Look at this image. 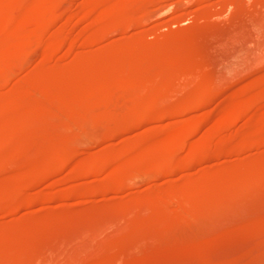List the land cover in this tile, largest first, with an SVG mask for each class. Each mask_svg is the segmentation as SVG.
I'll return each instance as SVG.
<instances>
[{"label":"rangeland","instance_id":"rangeland-1","mask_svg":"<svg viewBox=\"0 0 264 264\" xmlns=\"http://www.w3.org/2000/svg\"><path fill=\"white\" fill-rule=\"evenodd\" d=\"M36 1L0 0V264H264V0Z\"/></svg>","mask_w":264,"mask_h":264},{"label":"bare ground","instance_id":"bare-ground-1","mask_svg":"<svg viewBox=\"0 0 264 264\" xmlns=\"http://www.w3.org/2000/svg\"><path fill=\"white\" fill-rule=\"evenodd\" d=\"M6 1H7V0H6ZM38 1H39V0H38ZM38 1H36V4H38ZM41 1H43V0H40L39 2H41ZM46 1H47V0H46ZM125 1H126V0H125ZM148 1H149V0H148ZM152 1H153V0H152ZM3 2H5V1H3ZM43 2L45 3V0H44ZM6 3H7V2H6ZM41 3H42V2H41ZM131 3H132V2H131ZM34 4H35V3H34ZM125 4H126V3H125ZM127 4H128V3H127ZM30 5H31V4H30ZM32 5H33V3H32ZM123 5H124V3H123ZM4 7H5V6H4ZM34 7H35V6H34ZM38 7H39V6H38ZM124 7H125V6H124ZM124 7H123V8H124ZM29 8H30V6H29ZM35 9L37 10V7H36ZM130 9H131V8H130ZM31 10H32V9H31ZM127 10H128V9H127ZM133 10H134V9H132V11H133ZM121 11H122V8H121ZM122 12H124V9H123ZM122 12H121V13H122ZM128 12H129V11H128ZM133 12H134V11H133ZM35 13H37V12L35 11ZM129 13H130V15H131V12H129ZM32 14H34V13L32 12ZM132 14H133V13H132ZM120 15H122V14H120ZM124 15H125V13H124ZM124 15H123V16H124ZM123 16H122V17H123ZM124 18H125V16H124ZM124 18H123V19H124ZM120 19H121V18H120ZM131 19H133V18H131ZM131 19H130V21H131ZM121 20H122V19H121ZM128 20H129V19H128ZM128 20H127L126 22H129ZM118 21H119V18H118ZM119 22H122V21H119ZM130 23H131V22H130ZM130 23H128V24H130ZM124 24H125V22H124ZM119 25H120V24H119ZM16 29H17V28H16ZM20 31H22V30H19V32H20ZM6 32H8V31H6ZM22 32H23V31H22ZM20 33H21V32H20ZM12 34H13V33H12ZM14 34H16V33H14ZM26 34H27V33H26ZM28 34H29V33H28ZM30 34H31V33H30ZM21 35H22V33H21ZM31 35H32V34H31ZM35 35L37 36V34H35ZM19 36H20L19 33H17L16 35H13V36L11 35V38H10V39H14V40H13V42L10 41V42L13 43V44L11 43L10 45H12V46H13V45L18 46V45H16V41L19 39ZM27 36H28V35H27ZM32 36L34 37V35H32ZM29 37H31V36H28L27 40L25 39V41H28V39H30ZM34 38H35V37H34ZM8 39H9V38H8ZM35 39H36V38H35ZM8 41H9V40H8ZM10 42H9V43H10ZM14 42H15V43H14ZM5 43H6V41H5ZM17 43H18V41H17ZM20 43H22V42H20ZM6 44H7V43H6ZM20 46H21V45H20ZM10 47H11V46H10ZM0 51H1V50H0ZM7 53H9V52H7ZM14 53H15V52H14ZM14 53H13V54H14ZM46 53H49V54H50L49 51H47ZM1 54H2V52H1ZM13 54H12V55H13ZM16 54H17V53H16ZM16 54H15V55H16ZM49 54H48L47 56H49ZM4 55H5V54H4ZM4 55H3V57H5ZM12 55L9 56V58L15 56V55H13V56H12ZM0 56L2 57V55H0ZM45 56H46V55H45ZM6 57H8V56L6 55ZM16 57H17V55H16ZM16 57H15V58H16ZM13 58H14V57H13ZM13 58H12V59H13ZM114 58H115V57H114ZM1 59L3 60V59H5V58H0V60H1ZM10 60H11V59H10ZM10 60H8V61L11 62ZM3 61H5V63H6V60H3ZM12 61H13V60H12ZM110 61H111V60H110ZM112 61H113V60H112ZM116 62H118V61H116ZM2 63L4 64V66L6 65L5 67H7L8 64H10V63H8V62H7L6 64H5L4 62H2ZM114 63H115V61H114ZM105 64H106V63H105ZM107 64H108V62H107ZM111 64H113V63H111ZM111 64H109L108 67L113 66V65H111ZM10 65H11V64H10ZM10 65H9V67H8L9 70L11 69ZM5 67H2V68H3V69H6ZM2 68H1V66H0V76H3V74H4L5 72H7V69H6V71H5V70H3ZM141 68H142V67H141ZM109 69H111V68H109ZM143 69H144V68H143ZM140 70H141V69H140ZM144 70H145V69H144ZM146 71H147V70H146ZM168 71H170V70H168ZM171 71H172V70H171ZM173 71H175V69H174ZM9 72H10V71H9ZM138 72H139V71H138ZM185 72H186V74H187V71H185ZM185 72H184L183 74H185ZM168 73H169V72H168ZM168 73H165V75H167ZM173 73L175 74V72H173ZM177 73H178V72H177ZM177 73H176V74H177ZM189 73H190V72H189ZM189 73H188V74H189ZM6 74H8V73H6ZM140 74H143V76L141 75V78H142V77H143V78L145 77V76H144L145 72L143 73V71H142V72H140ZM146 74H147V73H146ZM171 74H172V72H171ZM176 74H175V75H176ZM9 75H10V74H9ZM137 75H138V74H137ZM4 76H6V75H4ZM4 76H3V77H4ZM164 77H167V78H168V76H164ZM180 77H181V76H180ZM1 78H2V77H1ZM5 78H6V77H5ZM141 78H139V80H143V78H142V79H141ZM170 78H171V77H170ZM67 82H68V81H67ZM67 82H66V83H67ZM46 83H47V82H46ZM71 83H72V82H71ZM71 83H70V84H71ZM44 84H45V83H44ZM64 86H67V84H65ZM70 87H72V85H71ZM74 87H76V86H74ZM74 87H73V89H75ZM66 88H67V87H66ZM61 89H62V88H61ZM61 89H60V90H61ZM63 89H65V87H64ZM111 89H112V88H111ZM65 90H66V89H65ZM106 90H107V88H106ZM61 91H63V90H61ZM111 91H112V90H111ZM111 91H110V92H111ZM63 92H64V91H63ZM110 92H108L107 94H109ZM89 95H90V94H89ZM86 96H87V95H86ZM92 96H94V95H92ZM89 100H90V99H89ZM93 100H94V99H93ZM185 100H186V99H185ZM185 100H184V101H185ZM184 101H183V102H184ZM256 101H257V100H256ZM87 102H88V101H87ZM89 102H91V101H89ZM185 102H187V101H185ZM183 105H184V104H183ZM185 105H187V103H186ZM256 105H258V104H256ZM187 106H188V105H187ZM180 107H181V106H180ZM189 107L191 108V106H189ZM142 109H143V108H142ZM182 109H183V108H182ZM184 109H188V107L185 108V106H184ZM144 110H145V109H144ZM144 110H143V112H145ZM29 111H30V110H29ZM146 112H147V111H146ZM139 113H141V112H139ZM139 113H138V114H139ZM141 114H144V113H141ZM140 116H141V115H140ZM144 117H145V116H144ZM146 117L148 118V116H146ZM146 117H145V118H146ZM205 119H207V118H205ZM202 120H203V119H202ZM203 121H204V120H203ZM205 122H206V120H205ZM202 123H204V122H202ZM180 126H182V125H180ZM184 127H185V126H184ZM184 129H185V128H184ZM186 129H187V128H186ZM120 130H121V131H120ZM120 130H119V131L122 132V129H120ZM177 130H178V129H177ZM188 130H189V129H188ZM184 133H185V132H184ZM180 136H181V135H180ZM183 136H184V135H183ZM184 137H185V136H184ZM172 138H173V137H172ZM174 138H175V137H174ZM170 139H171V138H170ZM177 142H178V141H177ZM183 142H184V141H183ZM178 143H179V142H178ZM164 145H165V144H164ZM175 145H176V144H174V148H175ZM177 145H179V144H177ZM152 146H153V145H152ZM162 146H163V145H162ZM152 148H153V147H152ZM154 148H156V147H154ZM169 148H170V147H169ZM158 149H159V148H158ZM172 149H173V148H172ZM176 149H177V148H176ZM163 150H164V148H163ZM167 150H169V149H167ZM174 150H175V149H174ZM158 151H159V150H158ZM175 151H176V150H175ZM151 153H152V152H151ZM157 153H158V152H157ZM149 155H151V154L149 153ZM152 156H153V155H152ZM52 158H53V157H52ZM143 158H144V156H143ZM154 158H155V157H154ZM55 159H56V158H55ZM75 159H76V158H75ZM75 159H74V160H75ZM134 159H135V158H134ZM53 160H54V159H53ZM74 160H73V161H74ZM137 160H138V159H137ZM144 160H145V159H143V161H144ZM51 161H52V160H51ZM143 161H142V164H143V163L145 164V162H143ZM42 162H43V161H42ZM47 162H50V161L47 160ZM57 162H58V161L56 160V163H57ZM63 162L65 163V162H66V159H63V161H62V163H61V166H62V164L64 165ZM76 162H77V161H75V163H76ZM50 163H51V162H50ZM53 163H54V162H53ZM58 163H59V162H58ZM58 163L56 164V169L59 168V166H60V164H58ZM136 163H137V162H136ZM46 164H47V163H46ZM121 164H122V163H121ZM139 164H140V163H139ZM0 165H1V163H0ZM47 165H50V164H47ZM58 165H59V166H58ZM44 166H45V165H44ZM44 166H43V167H44ZM57 166H58V167H57ZM76 166L79 167V166H80V163H79V165H77V163H76ZM137 166L139 167V165H137ZM35 167H36V166H35ZM37 167H38V165H37ZM40 167H41V166H40ZM46 167H47V166H46ZM50 167H51V165H50ZM129 167H130V166H129ZM132 167H133V166H132ZM142 167H144V166H142ZM118 168H119V167H118ZM120 168H121V167H120ZM126 168H127V167H126ZM126 168H124V169H126ZM135 168H136V170H137V167H136V166H135ZM144 168H145V167H144ZM31 169H32V168H31ZM34 169H35V168H34ZM39 169H40V168H39ZM39 169H38V170H39ZM41 169H43V168H41ZM41 169H40V170H41ZM56 169H53V170H56ZM128 169H131V168H128ZM141 169L143 170V168H141ZM141 169H140V170H141ZM0 170L3 171L2 168H1ZM38 170H37V171H38ZM40 170H39V171H40ZM114 170H115V169H114ZM116 170H117V169H116ZM136 170H134V171H136ZM39 171H38V172H39ZM56 171H57V170H56ZM56 171H52V169H50V168H45V170L43 171V173H44V175H45V179L49 177V176L46 177V175H50V176H51L52 173L55 174ZM127 171H130V170H127ZM131 171H132V170H131ZM134 171H133V172H134ZM29 172H30V171H29ZM33 172H35V171H33ZM38 172H37V173H38ZM40 172H41V171H40ZM40 172H39V173H40ZM57 172H58V171H57ZM57 172H56V173H57ZM114 172H115V174H116V173H117V174H118V173H119V174L122 173V172H120V170H119V172H118V170H117V172H116V171H113V173H114ZM133 172H130V173H133ZM136 172H139V171H136ZM136 172H134L133 175H135ZM43 173L41 172V174H39V175H41V176L44 178ZM139 173H140V172H139ZM29 174H30V175H28V176L31 177V173H29ZM35 174H36V173L33 174V175H34V177H33L34 180H30V181H31V185L33 184V182L35 181V179H37V177H38V179H39L38 174H37V175H35ZM125 174H126V173H125V171H124L123 176H124ZM128 174H129V173H128ZM3 175H4V174H3ZM137 175H138V174H137ZM137 175H136V176H137ZM35 176H37V177H35ZM113 176H115V175H113ZM120 176H121V174H120ZM120 176H117V177L122 178V177H120ZM30 177H29V178H30ZM115 177H116V176H115ZM129 177H134V176H132V175L130 176V175H129ZM3 178H4V177H3ZM125 178H126V176H125ZM114 179H115V178H114ZM28 181H29V180H28ZM30 181H29V183H30ZM121 181H122V179H121ZM113 183H115V186H114V187H118V186H119V185H118V186L116 185V183H117L116 180H115ZM29 185H30V184H29ZM111 189H112V187H111ZM213 196H215V195H213Z\"/></svg>","mask_w":264,"mask_h":264}]
</instances>
